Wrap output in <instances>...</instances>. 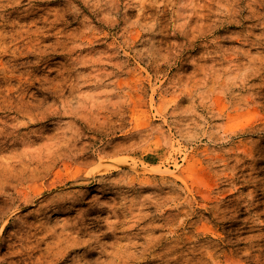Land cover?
Returning a JSON list of instances; mask_svg holds the SVG:
<instances>
[{
  "label": "rangeland",
  "instance_id": "obj_1",
  "mask_svg": "<svg viewBox=\"0 0 264 264\" xmlns=\"http://www.w3.org/2000/svg\"><path fill=\"white\" fill-rule=\"evenodd\" d=\"M2 125L4 264H264V0H0Z\"/></svg>",
  "mask_w": 264,
  "mask_h": 264
},
{
  "label": "bare ground",
  "instance_id": "obj_2",
  "mask_svg": "<svg viewBox=\"0 0 264 264\" xmlns=\"http://www.w3.org/2000/svg\"><path fill=\"white\" fill-rule=\"evenodd\" d=\"M19 117V116H18ZM6 128L5 125H2L0 126V133L2 131H4ZM2 158L3 157H0V188L2 190H0V197H4L6 199L10 198L12 199L13 197V194H15L16 196L18 195L19 196V191L15 188V186L13 185L14 183H17V181L19 180L18 179V176H15L14 173H12L7 167L8 166H11L9 163H3L2 161ZM9 172H11L12 174H10ZM11 188L12 189V194L10 192H8V190H6V188ZM95 209V208H94ZM92 209V210H94ZM99 208H97L98 210ZM90 210V211H92ZM5 223L4 225H2V228L5 227ZM1 230V229H0ZM81 232V229H78V233ZM2 239H0V246L2 245L1 243ZM76 239L74 240V242L76 243ZM153 241V240H152ZM152 241H149V243H151ZM78 244V243H77ZM57 245H59V242L57 243ZM70 246H66L65 249H68ZM116 255H123L124 254V251H121V250H117L115 252ZM5 261H4V257H1L0 258V264H4Z\"/></svg>",
  "mask_w": 264,
  "mask_h": 264
}]
</instances>
